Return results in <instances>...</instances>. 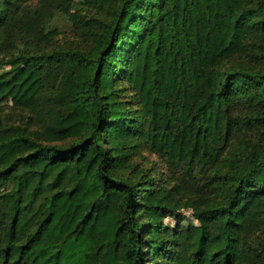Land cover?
Instances as JSON below:
<instances>
[{
  "label": "trees",
  "instance_id": "16d2710c",
  "mask_svg": "<svg viewBox=\"0 0 264 264\" xmlns=\"http://www.w3.org/2000/svg\"><path fill=\"white\" fill-rule=\"evenodd\" d=\"M0 264H264V0H0Z\"/></svg>",
  "mask_w": 264,
  "mask_h": 264
},
{
  "label": "rangeland",
  "instance_id": "374dc122",
  "mask_svg": "<svg viewBox=\"0 0 264 264\" xmlns=\"http://www.w3.org/2000/svg\"><path fill=\"white\" fill-rule=\"evenodd\" d=\"M55 23H60L61 27H64L66 25V22L64 24L63 19L58 18ZM181 214H183V220H182V224L184 226H195L196 222L194 220V217L192 215V211L189 208H182L181 209ZM165 223L171 225V226H175V221H173L170 218H165L164 219Z\"/></svg>",
  "mask_w": 264,
  "mask_h": 264
}]
</instances>
